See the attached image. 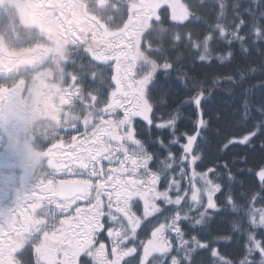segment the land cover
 I'll list each match as a JSON object with an SVG mask.
<instances>
[{"label":"snow or ice","instance_id":"obj_1","mask_svg":"<svg viewBox=\"0 0 264 264\" xmlns=\"http://www.w3.org/2000/svg\"><path fill=\"white\" fill-rule=\"evenodd\" d=\"M237 50L258 52L259 68L197 71ZM257 71L264 0H0V128L18 131L3 106L25 92L56 125L25 133L39 170L0 180V264H264V165L257 189L239 178L252 172L246 156L218 162L232 145L254 147L264 105L215 154L203 106ZM249 91L241 122L253 116ZM233 243L239 258L220 250Z\"/></svg>","mask_w":264,"mask_h":264},{"label":"trees","instance_id":"obj_2","mask_svg":"<svg viewBox=\"0 0 264 264\" xmlns=\"http://www.w3.org/2000/svg\"><path fill=\"white\" fill-rule=\"evenodd\" d=\"M164 12V10H161ZM167 20V15H165ZM185 63H191L193 57L190 50L184 51ZM261 65V56L258 52H252L250 55L244 56L238 50L236 52L235 60L224 66L212 67H200L197 64V71L201 74L207 73L209 78L213 74H220L223 76L226 73H235L238 69H245L249 66L258 67ZM163 79V78H162ZM172 80L177 78L173 76ZM174 94L171 97L175 100H180L185 95V90H175L176 86L173 85ZM245 90H250L248 98L253 105V116L247 121L241 122L240 109L242 100L244 99ZM264 105V71H257L254 74L247 75L243 83L233 88L231 92L225 88H214L211 91V99L205 103V118L209 119L211 124L210 145L213 154L219 151V147L222 146V142L225 137H239L247 134L253 130L254 124L259 120V115L255 112V108ZM190 113L192 120L196 119V110L193 105L190 109H187ZM219 115V119H217ZM193 124L189 121H184L181 124L182 130L192 131ZM220 129V135H216V130ZM261 141H264V134L258 133L257 136L252 138V144L254 147L247 145H232L229 149L225 150L226 154L223 155V159L219 160V163H230L233 157L239 158L240 156H246V166L252 169L251 173H240L239 178L244 181L245 186H252L254 188L259 187V180L256 173L259 171L260 166L264 165V149L260 147ZM215 159V155L212 157ZM211 166V165H209ZM245 167L243 164H237L236 168ZM235 170V169H234ZM223 230L227 233L229 224L227 222H221L218 225H214V229ZM222 253L229 256V258H239L242 254V247L236 244H222L220 246Z\"/></svg>","mask_w":264,"mask_h":264},{"label":"clouds","instance_id":"obj_3","mask_svg":"<svg viewBox=\"0 0 264 264\" xmlns=\"http://www.w3.org/2000/svg\"><path fill=\"white\" fill-rule=\"evenodd\" d=\"M23 78L29 83L32 82V74L25 73ZM12 103L3 109L6 119L11 125H15L18 131H12L10 128H0V134L6 139L12 141L19 147V157L23 165H30L31 168L39 170L41 162L35 158L38 148L29 143L25 138V133L46 131L49 136L55 134V122L50 119L37 121L34 119V112L37 105L28 96L12 95Z\"/></svg>","mask_w":264,"mask_h":264},{"label":"flooded vegetation","instance_id":"obj_4","mask_svg":"<svg viewBox=\"0 0 264 264\" xmlns=\"http://www.w3.org/2000/svg\"><path fill=\"white\" fill-rule=\"evenodd\" d=\"M47 94L49 93L47 92ZM11 96L12 95L7 97L5 104L3 106L4 108L7 107L10 103H12ZM14 146L15 149L12 150ZM0 153L4 154L2 165H0V180L7 182L9 179H16L18 181V178L16 176L13 178L10 177V175L9 177H4V175L16 173V172L19 173L20 175H23L22 161H20L17 164L13 163L14 157H19L18 155L19 147L16 144H13L12 141L6 139L2 134H0Z\"/></svg>","mask_w":264,"mask_h":264},{"label":"rangeland","instance_id":"obj_5","mask_svg":"<svg viewBox=\"0 0 264 264\" xmlns=\"http://www.w3.org/2000/svg\"><path fill=\"white\" fill-rule=\"evenodd\" d=\"M45 94H43L44 95V98H45V100L47 101V100H50L51 99V97H50V95L49 94H47V91H45L44 92ZM23 96H25L26 98L28 97V94H27V92H25L24 94H23ZM43 112H44V108H43V106H38L37 105V107H36V109H35V112H34V119L35 120H37V121H43L44 120V118H43ZM15 149V146L13 147V149L12 150H14ZM21 161V158L20 157H14V160H13V163L14 164H17V163H19ZM12 170V169H11ZM9 175H10V177H17L18 179H19V177L21 176L19 173H11V174H5L4 175V177H9Z\"/></svg>","mask_w":264,"mask_h":264}]
</instances>
